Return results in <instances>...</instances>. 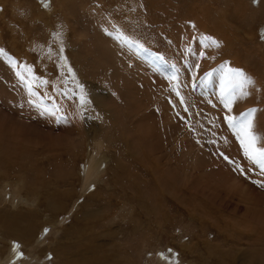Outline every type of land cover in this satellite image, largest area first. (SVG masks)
Segmentation results:
<instances>
[{
	"label": "rangeland",
	"instance_id": "374dc122",
	"mask_svg": "<svg viewBox=\"0 0 264 264\" xmlns=\"http://www.w3.org/2000/svg\"><path fill=\"white\" fill-rule=\"evenodd\" d=\"M0 141L70 264H264V0H0Z\"/></svg>",
	"mask_w": 264,
	"mask_h": 264
},
{
	"label": "bare ground",
	"instance_id": "6f19581e",
	"mask_svg": "<svg viewBox=\"0 0 264 264\" xmlns=\"http://www.w3.org/2000/svg\"><path fill=\"white\" fill-rule=\"evenodd\" d=\"M39 10H40V13L42 15L45 14L43 12V9H39ZM1 138H2V136H1ZM23 141H25V140H23ZM7 144H9V143L7 142ZM0 146L4 147L3 145H0ZM4 150H6V149H4ZM11 151L14 152L13 150H11ZM15 152H16V150H15ZM4 153L6 154L5 151H4ZM9 155H10V153H9ZM7 156H8V154H7ZM18 157L19 156H17V158ZM16 160H18V159H16ZM100 161L101 160H99V158H97V159L95 158V153H93V155L90 157V160L88 161L86 169L84 170V178L87 181H92L97 177L98 170L101 166V163H99ZM12 162H13V160H12ZM8 164H9V162L7 161L6 157L3 154H0V181H1L0 194L4 195V197L1 198V201H0V238H1V240L8 241V243H9V244L4 243L2 245V247H0V259H1L0 264H14L11 262H18L21 259V258L20 259L18 258V251H20V249L18 247V249L14 250V243L16 245L20 246V248L22 246L23 250L25 248H28L27 252H25L27 249L24 251L25 253L22 255L23 258L19 261V264L33 263L34 262L33 254H38L36 262L42 263L44 260L40 259L39 256L42 253H46V252L47 253L49 252V254L51 253L54 257L60 256L59 258L61 259L62 264H70V261H68V259H66V256H65L67 253L68 245L65 246L63 244L62 245L61 244H55L53 247L49 246V244L51 245L52 242H58V240L56 238L52 239L51 243L49 242L48 245L46 246V248L41 249L39 247L40 243H43L45 240L44 236L40 235V231L45 230V227L47 225H51L52 227H55V229H56L55 235L57 234V232L59 230L61 231L62 228H60L57 225L56 220L52 217H49V218L41 221L39 216H35L34 212L38 214V211L40 208V205L38 204V202L33 201L36 198V196H34L35 198H33V195H32L31 200H30V198H28L27 195H26L27 197L25 196L26 198H22L19 195L14 196V195H9L6 193V190H7L6 188L9 185V183L8 184L3 183V179H5V177L3 175H4V172H5ZM14 165H15V163H14ZM1 170L4 172L2 173ZM9 174H11V173H9ZM18 180H19V182L21 181L20 179H18ZM15 188L16 189L18 188L20 190L19 185H17L16 187L14 186V191H17ZM65 194H66V192H64V191H61L58 193L54 192V195L52 197L48 198L49 202L46 204L47 209L51 206L54 207V206L60 204V202L63 200V197L65 196ZM17 200H19V202L20 201L27 202L26 209L28 211L24 210L25 208H21V207L15 208L14 206L16 205ZM28 200H30V201H28ZM77 219H78V217H77ZM56 226L58 227V229L56 228ZM70 229L71 228H63V230L65 232V234H63L64 235L63 238H66L68 240V239H70V237H72V239H70V240H75L76 238H78L80 236V234L82 232L81 224L76 226V227H73V231H71ZM52 230H53V228H52ZM34 249H35V251H34ZM36 249H37V251H36ZM160 255L163 257H167L163 252H161V253H159L158 256L154 257V260L156 258L160 261V258H161ZM83 256L81 255V259H80L79 264H83V263H81V261L82 262L88 261L86 264H95V262H96L95 260L98 258V255H96L94 252L91 256H89V257H91L90 259L88 257H83ZM152 264H154V262Z\"/></svg>",
	"mask_w": 264,
	"mask_h": 264
},
{
	"label": "snow or ice",
	"instance_id": "6c2138e0",
	"mask_svg": "<svg viewBox=\"0 0 264 264\" xmlns=\"http://www.w3.org/2000/svg\"><path fill=\"white\" fill-rule=\"evenodd\" d=\"M44 6L47 7L48 5L45 4ZM213 43L216 44L217 42L213 41ZM217 46H218V44H217ZM229 71L234 73L236 76L240 77L242 79V81L246 84L251 85V84L255 83V81L251 77L247 76L243 72V70H241V69H229ZM18 75H19V73H18ZM251 111L254 112L255 110L253 109ZM249 127H251V123H249ZM250 145H251V140L249 141V144H246V146H245L246 150L248 149V147H250ZM248 155H250L254 159L264 160V150H255L253 152H248ZM18 247L19 246L14 243V250L18 249ZM22 255H23L22 253H18V258Z\"/></svg>",
	"mask_w": 264,
	"mask_h": 264
}]
</instances>
